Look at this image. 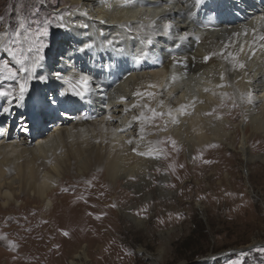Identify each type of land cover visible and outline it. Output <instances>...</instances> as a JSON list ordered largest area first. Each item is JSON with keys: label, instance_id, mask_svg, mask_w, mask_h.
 Masks as SVG:
<instances>
[{"label": "bare ground", "instance_id": "obj_1", "mask_svg": "<svg viewBox=\"0 0 264 264\" xmlns=\"http://www.w3.org/2000/svg\"><path fill=\"white\" fill-rule=\"evenodd\" d=\"M63 1L57 25L67 27L57 26L61 34L54 44L58 47L43 53L23 99L15 80L0 79V89L17 87L12 96L0 97V117L11 111L24 113L19 120L9 119L11 127L21 124L19 131L0 127V209L8 212L22 199L33 203L18 204L19 211L10 213L17 219L15 225L28 220V225L18 228L31 232L32 248L52 242L53 233L64 229H97L112 235L118 206L143 223L137 216L148 210V204L140 201L154 189L161 196L172 194L173 182H167L164 171L181 165L180 152L195 166L210 154V165L218 161L216 152L233 147L242 133L239 148L246 158H262L250 155L249 148L253 138L264 137V41L258 39L264 35V4L250 14L241 12L240 6L233 13L225 4L218 17V0L199 5L196 0ZM208 20L214 25L205 24ZM166 24L172 25L168 33ZM85 45L91 47L80 51ZM229 52L238 54L243 69H232ZM141 53L145 56L137 63L135 57ZM29 56L28 65L36 59L32 53ZM206 56L211 58L205 61ZM28 75L20 73L18 79ZM35 76L47 79L39 82ZM80 76L87 77L88 83H78ZM220 84L227 86L217 87ZM32 88L33 95H28ZM74 88L89 89L85 98L92 105L84 104L85 98L76 95ZM138 92L141 95H135ZM52 97L55 105L49 103ZM61 101L83 111L75 109L62 114L66 120H55L54 108ZM160 101L163 108L158 107ZM145 104L148 107H132ZM181 105L187 106L185 114L176 111ZM234 106H240L237 124L224 110ZM150 108L172 110L177 122L167 115L151 119ZM141 111L148 119L134 121ZM46 118L57 121L49 131ZM165 124L166 131L160 130ZM33 133L39 134L35 141ZM133 148L150 154L138 155ZM123 183L136 191L122 189ZM63 191L61 202L56 203ZM128 200L138 203L135 211L128 209ZM18 213L24 220L17 218ZM62 220L59 227L57 222ZM0 242L5 245L8 240ZM80 252L75 251V258L81 257Z\"/></svg>", "mask_w": 264, "mask_h": 264}, {"label": "rangeland", "instance_id": "obj_2", "mask_svg": "<svg viewBox=\"0 0 264 264\" xmlns=\"http://www.w3.org/2000/svg\"><path fill=\"white\" fill-rule=\"evenodd\" d=\"M63 2L0 0V32H14L24 23L25 27L19 29L23 48L26 51V46H31L34 58L43 56L47 49L58 47L54 44L61 34L57 15ZM45 21L49 22L46 36L37 31L44 27ZM41 44L43 49L38 53L36 49ZM25 55L30 58V53L25 52ZM9 67L17 71L20 65L1 52L0 79L8 75ZM11 86L10 89L14 85ZM34 91L35 88L30 89L28 95H33ZM224 110L232 122L240 121V106ZM20 114L24 115L22 111ZM56 122L46 118L45 128L51 130L50 125ZM9 123L3 120L0 127L12 130ZM19 128L13 127L16 131ZM38 136L33 133L34 141ZM241 140L242 133L233 147L224 146L218 150V161L210 165H207L210 154L195 166L184 152H180L183 154L181 165L164 171L167 182H173L172 194L161 196L157 189L148 192L145 201H140L148 204V210L137 216L144 220L143 223L136 222L121 207H116L113 220L116 229L112 235L97 229H64L53 233L52 242L32 248L31 232L18 228L28 225V220L15 225L17 219L10 213L19 211L18 204L33 203L22 199L8 212L1 208L0 240L6 239L8 243L2 245L0 242V264H72V261L75 264H152L153 259L157 260L156 264H264V137L251 141L250 155L262 156L256 159L246 158L239 148ZM120 187L132 193L136 191L127 183ZM64 193L55 198L56 203L61 202ZM127 204L133 211L138 206L132 200ZM160 204L162 209L158 208ZM38 214L44 216L45 212ZM17 218L24 220L19 213ZM63 220L57 222L59 227H63ZM78 249L79 252L81 249V257L75 258Z\"/></svg>", "mask_w": 264, "mask_h": 264}, {"label": "snow or ice", "instance_id": "obj_3", "mask_svg": "<svg viewBox=\"0 0 264 264\" xmlns=\"http://www.w3.org/2000/svg\"><path fill=\"white\" fill-rule=\"evenodd\" d=\"M203 2V0H196L197 5L201 4ZM85 16H87V13H84ZM0 19H2V17H0ZM49 22L45 21L44 22V27L42 29L38 28V34L41 35H48V30H47V24ZM58 27L61 28H66L67 26L64 24H59L57 25ZM84 27H87V25H83ZM25 27L24 23H20L19 24V28L14 31V32H8L7 30L0 32V52H4L6 55L10 56L15 63L19 64L20 67L17 71H12L11 67L8 68V75L5 77V79H9V80H15L18 88H19V99H23V96L27 93L28 91V82L33 78L31 73H33L37 67V65H39L40 61L43 59L42 56H37L36 59L32 60L31 63L28 66H25L26 61H28L29 57L27 55H25V49L22 46V42L20 41L19 37L22 35V33L19 31V29H23ZM165 28V32L168 33L171 31L172 25L170 24H166L164 26ZM234 35H238V33L234 34ZM244 35H247V29H245L244 31ZM253 35L255 36V29H253ZM25 39H27V36H25ZM259 40L264 41V35H261L258 37ZM148 43H151V40L149 39L147 41ZM253 43H255V40L253 41ZM17 45H20V47L18 48ZM91 47V45H85L83 48L79 49L80 51H84L85 48ZM261 47H264V45H261ZM43 49V45L41 44L39 48L36 49L37 52L42 51ZM28 53H31L33 51V48L30 46L27 48L26 50ZM243 51V48H241V52ZM215 55V53L213 54ZM223 55V54H221ZM237 55L238 54H233L231 52L227 53V57H231L232 60V69L235 70L236 68H240L243 69L245 67V64L242 62H239L237 59ZM145 54L141 53L139 55H137L135 57V60L137 63L141 62L142 59L144 58ZM227 57H225V59H227ZM211 57L206 56L204 57L205 61H207L208 59H210ZM7 67V65H6ZM20 73H28V78L27 79H18V76ZM58 78L59 77V74ZM39 79L41 80H46V77H39ZM220 79L223 81L224 80V73L221 72L220 74ZM78 83H82V84H87L88 83V78L85 76H80ZM227 85L224 84H220L217 85V87H226ZM75 91V88L73 89ZM89 91V89L87 88H82L80 91H75V94L80 96L81 99L85 98L86 93ZM205 91H208V89H205ZM15 92V88H12L10 90H5V89H0V97H8V96H12L13 93ZM135 95H141L139 92L135 93ZM149 96H152L153 93H148ZM224 95L226 96L227 93H224ZM251 93H249V103H251ZM122 100L125 98H121ZM49 103L51 105H55L57 103V100L55 97H52L49 100ZM142 107V108H146L148 107V105H132V107ZM159 108H163L164 107V102L160 101L158 104ZM186 105H181L179 109H177V113L178 114H185L186 112ZM9 109L5 108L4 111L7 112ZM127 111V109H126ZM149 111L152 113V117L151 119H155L156 117H163L165 115H167L169 118H171L172 122L175 123L177 122V118L174 117L172 115V110H169L167 113L163 112V111H157V109L155 108H150ZM134 121H143L145 119H148V117L145 116V113L143 111H141L139 116H133L132 118ZM130 126V125H129ZM159 128V126H156ZM167 125L165 124V126L160 129L162 131H166ZM143 127L141 128V132H143ZM118 131H124V129H119ZM141 139H143V137H141ZM133 141L131 139H129L127 141V143L131 144ZM173 144H175V141H172ZM134 152H137L136 148H133ZM138 155H149L150 153H146V152H137ZM65 235H67V233H64Z\"/></svg>", "mask_w": 264, "mask_h": 264}]
</instances>
